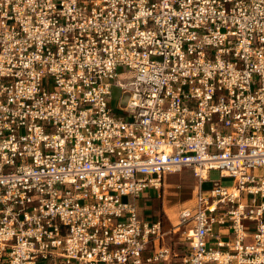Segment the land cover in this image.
<instances>
[{
	"label": "built area",
	"instance_id": "1",
	"mask_svg": "<svg viewBox=\"0 0 264 264\" xmlns=\"http://www.w3.org/2000/svg\"><path fill=\"white\" fill-rule=\"evenodd\" d=\"M185 167L184 264H264V0H0V264L167 259Z\"/></svg>",
	"mask_w": 264,
	"mask_h": 264
},
{
	"label": "rangeland",
	"instance_id": "2",
	"mask_svg": "<svg viewBox=\"0 0 264 264\" xmlns=\"http://www.w3.org/2000/svg\"><path fill=\"white\" fill-rule=\"evenodd\" d=\"M125 70L119 68V71ZM120 80L126 81L124 75L120 76ZM113 100L111 104L116 108L119 99L126 100L123 97L122 91L119 87H113ZM219 171L212 170L210 177L212 179L219 178ZM223 184H232V178H224ZM197 185V178L194 175L191 167H185L180 171L166 174L163 179L162 185L159 189L149 188L143 191L142 197L138 199V211L140 214L146 216L151 214L153 220H161V236L159 240L160 246L169 249V256L167 259L162 258L158 263L161 264H184V258L189 252V245L185 239L184 227L177 228L179 223V210L185 205L192 204L193 190ZM212 183L206 182L204 189L211 188ZM151 198L148 201L150 207L145 210V199ZM244 202H249L246 196ZM215 244V242H212Z\"/></svg>",
	"mask_w": 264,
	"mask_h": 264
},
{
	"label": "crops",
	"instance_id": "3",
	"mask_svg": "<svg viewBox=\"0 0 264 264\" xmlns=\"http://www.w3.org/2000/svg\"><path fill=\"white\" fill-rule=\"evenodd\" d=\"M154 189H155V188H154ZM141 197H142V196H141ZM150 199H151V198H146V199H145V200H146V201H145V204H146V205H145V207H144L145 210H147V209L150 207V205H148V201H150ZM146 217L151 218V214H147ZM216 231H217V230H216ZM227 236H228V235H227L226 233L222 235V237H223L224 239H227ZM212 242H213V241H212ZM156 264H157V263H156ZM158 264H161V263H158Z\"/></svg>",
	"mask_w": 264,
	"mask_h": 264
},
{
	"label": "bare ground",
	"instance_id": "4",
	"mask_svg": "<svg viewBox=\"0 0 264 264\" xmlns=\"http://www.w3.org/2000/svg\"><path fill=\"white\" fill-rule=\"evenodd\" d=\"M206 176L205 177H207V174H205Z\"/></svg>",
	"mask_w": 264,
	"mask_h": 264
}]
</instances>
